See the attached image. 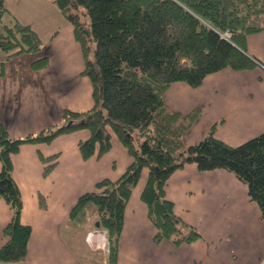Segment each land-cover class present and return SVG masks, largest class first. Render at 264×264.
<instances>
[{
    "label": "trees",
    "instance_id": "16d2710c",
    "mask_svg": "<svg viewBox=\"0 0 264 264\" xmlns=\"http://www.w3.org/2000/svg\"><path fill=\"white\" fill-rule=\"evenodd\" d=\"M51 2L73 28L83 57L81 75L90 81L93 104L83 112L65 109L61 123L23 137L10 136L0 123V199L12 212L3 229L0 262L25 261L31 237V227L20 220L22 199L13 178L12 156L23 145H49L61 135L81 130L89 133L78 143L84 161L109 152L111 132L132 159L118 178L101 179L81 194L65 223L69 227L81 223L84 239L89 230L102 231L108 264L117 263L125 209L144 169L147 177L140 200L155 229V244L169 241L180 246L203 239L174 212V204L165 195L169 177L186 164H195L200 172L223 169L231 173L246 186L264 223V132L230 146L215 137L214 125L198 143L187 146L185 136L198 112L181 116L164 100L173 83L197 88L208 75L224 69L256 68L257 59L245 53L246 40L264 31V0ZM5 13L0 0V21ZM42 46L37 33L16 21L0 34V52L8 58L38 54ZM48 63L47 57H41L31 63V69H45ZM38 156L47 176L58 154ZM90 208L96 216L88 224Z\"/></svg>",
    "mask_w": 264,
    "mask_h": 264
},
{
    "label": "crops",
    "instance_id": "0c3cea01",
    "mask_svg": "<svg viewBox=\"0 0 264 264\" xmlns=\"http://www.w3.org/2000/svg\"><path fill=\"white\" fill-rule=\"evenodd\" d=\"M4 4L0 34L16 21L29 26L43 43L38 54L8 58L0 52V123L8 134L38 133L58 123L65 109L83 112L91 108L92 87L81 75V49L71 24L51 0H4ZM245 50L264 64V31L248 36ZM41 57L48 58V67L33 71L31 63ZM164 100L181 116L198 112L185 136L187 146L198 143L214 125L215 137L230 146L264 132V70L260 67L224 69L208 75L197 88L173 83ZM88 135L81 130L61 135L49 145H23L12 156L13 178L22 199L20 220L31 227V237L25 261L0 264H84L63 236L68 215L81 194L101 179L118 178L132 161L112 132L109 152L84 161L78 143ZM40 153L58 154L57 164L47 176ZM146 177L144 169L125 209L116 264H264V223L259 207L231 173L223 169L200 172L195 164H186L169 177L164 189L174 212L203 236L180 246L153 242L155 229L140 200ZM11 218V210L0 199V247L5 242L3 229ZM86 235L93 245L89 248L97 254L88 256L89 263L108 264L106 235L90 230Z\"/></svg>",
    "mask_w": 264,
    "mask_h": 264
},
{
    "label": "rangeland",
    "instance_id": "374dc122",
    "mask_svg": "<svg viewBox=\"0 0 264 264\" xmlns=\"http://www.w3.org/2000/svg\"><path fill=\"white\" fill-rule=\"evenodd\" d=\"M47 2V1H46ZM48 8V7H47ZM49 12V11H48ZM258 63H262V62H260V61H258ZM48 65H49V63H48ZM62 65V63L60 64V66ZM59 66V67H60ZM48 67V66H47ZM46 67V68H47ZM58 67V68H59ZM43 70V69H42ZM63 71V70H62ZM62 74V73H61ZM62 116V115H61ZM61 121H62V117H61V120L58 122V123H56L55 125H57V124H59V123H61ZM54 126V125H53ZM117 164V163H116ZM9 207V206H8ZM87 215H88V217L90 218V220L88 219V224L91 222V221H95L93 218L96 216L95 214H93V209L92 208H90V209H88L87 210ZM151 223V222H150ZM153 226V225H152ZM84 228L85 227H83L82 225H81V223H77V225H72V227H69L68 225H65V226H63V229H65L64 231H63V236H66V238H67V242L69 243V244H72V246H73V249L76 251V253H77V255L79 256V258L83 261V263L84 264H90L89 263V259H90V257H88V256H93V255H97V254H95V253H93L92 251H91V249L89 248V247H91V246H93L92 244H90L88 241H86L87 240V238H86V236L88 235H85V239H84V234H85V231H84ZM100 232L99 230H91L90 232L91 233H93V232ZM68 232V233H67ZM101 233H103L102 231H101ZM82 243V244H81ZM82 245H85V246H83L84 247V249H83V251H81L80 249H79V247H82ZM89 245H91V246H89ZM103 246V245H102ZM96 247H98V246H96ZM71 248V247H70ZM92 259V258H91ZM93 264H96L97 262L96 261H93L92 262ZM100 264H101V262H100Z\"/></svg>",
    "mask_w": 264,
    "mask_h": 264
},
{
    "label": "water",
    "instance_id": "95a60500",
    "mask_svg": "<svg viewBox=\"0 0 264 264\" xmlns=\"http://www.w3.org/2000/svg\"><path fill=\"white\" fill-rule=\"evenodd\" d=\"M99 225V223L98 222H96V226H98Z\"/></svg>",
    "mask_w": 264,
    "mask_h": 264
},
{
    "label": "built area",
    "instance_id": "2783aa9c",
    "mask_svg": "<svg viewBox=\"0 0 264 264\" xmlns=\"http://www.w3.org/2000/svg\"><path fill=\"white\" fill-rule=\"evenodd\" d=\"M228 35V34H227Z\"/></svg>",
    "mask_w": 264,
    "mask_h": 264
}]
</instances>
